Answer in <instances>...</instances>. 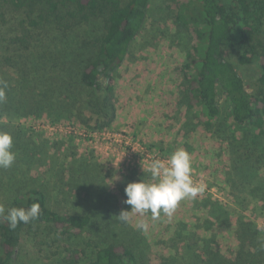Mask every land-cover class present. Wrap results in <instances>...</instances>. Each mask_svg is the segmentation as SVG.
<instances>
[{"label":"trees","instance_id":"obj_1","mask_svg":"<svg viewBox=\"0 0 264 264\" xmlns=\"http://www.w3.org/2000/svg\"><path fill=\"white\" fill-rule=\"evenodd\" d=\"M150 1L0 0V80L7 82L1 117L44 118L52 124L77 118L90 130L110 128L115 114L110 98L113 83L145 26ZM177 5L176 21L194 41L180 70L185 105L205 130L218 125L216 138L226 142L229 156V187L232 191L242 188V193L255 200H243L245 207L252 203L255 212L264 215V181L255 183L264 165V0H180ZM12 15L20 20L8 37L5 29ZM93 20L101 22V35L92 42H77L76 36L69 35L75 51L59 46L60 40L55 42L48 35L54 30L59 32L56 36L66 38ZM43 29L50 39L38 50L35 41ZM226 50L238 52L236 59L229 60ZM241 68L257 71L251 93ZM221 100L226 105L224 122H220ZM86 110L97 118L92 126L83 116ZM21 130L18 124L8 133L15 138ZM233 174L248 182L235 184ZM93 175L97 179L96 170ZM101 188L97 184L92 191L98 194ZM101 194L100 209L110 206V212L117 211L116 198ZM121 196L126 200L125 189ZM33 203L40 205V217L15 230L0 218V264H15L24 233L34 228L49 226L68 234L92 226L89 215L53 210L38 188L10 194L4 208H28ZM199 208L204 216L194 226L181 222L174 230L173 245L182 244L177 259H164L161 264H264V238L254 222L242 215L232 221L222 201L204 199ZM117 222L101 221L108 229L103 241H90L68 264H142L140 251L123 240ZM231 225L233 242L223 251L215 230H231Z\"/></svg>","mask_w":264,"mask_h":264},{"label":"rangeland","instance_id":"obj_2","mask_svg":"<svg viewBox=\"0 0 264 264\" xmlns=\"http://www.w3.org/2000/svg\"><path fill=\"white\" fill-rule=\"evenodd\" d=\"M179 1H150L145 26L113 83L110 98L115 114L112 125L98 131L128 134L150 149L151 153H159L164 160L176 149H185L192 157V176L199 182L198 185L205 186V190L195 199L181 201L171 217L161 213L160 218L154 220L151 213L140 216L132 212L129 222L123 223L117 216L122 210L131 211L121 196L125 185L140 180L154 182L151 174L136 164L134 155L129 165L125 166L123 158L128 156H122L120 150L118 154L105 152L100 144L96 147L93 138L99 137L94 136L93 130L85 127L77 118L52 124L44 118L0 115V131L9 132L18 124L22 128L21 133H16L13 138L15 163L11 168L0 169V206L6 205L10 194L14 196V193L38 188L45 193L53 210L86 214L93 220L92 226L83 232L63 234L49 226L25 232L15 264H68L69 258L79 251H85L90 241H103L108 234V229L100 225L103 220L119 222L121 226L117 227L118 231L121 229L123 240L140 251L142 264H161L162 260L171 257L177 259L182 244L177 247L173 245L172 235L176 226L181 222L194 226L197 219L204 216L199 208L200 203L211 197L219 198L226 204L232 221L242 215L254 222L264 238V215L257 214L252 203L245 207L242 201L249 197L242 193V188L232 191L229 187V156L226 142L216 138L218 125L210 131L205 130L197 120L196 113L185 105V85L180 70L186 61V52L194 41L176 21L177 14H180ZM196 14L197 11H194L193 15ZM18 20L20 17L12 15L5 29L8 37L12 35L10 32ZM43 30L39 31V41H35L38 50L44 49L42 46L55 37V42L60 40L59 46L75 51L77 47L70 36H76L77 42H92L101 35L102 24L99 20L90 21L72 30L71 34L65 31L68 36L62 39L56 36L59 32L54 30L48 32L50 38L47 39ZM237 55L236 51H225V56L231 61ZM241 72L247 91L251 93L255 88L257 71L255 68H241ZM220 105L223 110L220 122H224L226 105L222 100ZM83 116L91 120L90 126L97 120L87 110ZM46 125L54 128L42 127ZM94 170L98 174L97 179L93 175ZM258 171L259 177L255 183L264 181V165ZM231 177L238 185L240 181L248 182L240 174ZM97 184L102 186L99 195L102 193L101 196L106 197L108 193L116 198L117 211L110 212V206H105L106 210L100 209L97 201L99 195L92 191ZM250 200L255 203L252 197ZM141 220L149 225L147 232L137 229L136 225ZM233 226L231 230L223 227L215 230L223 251L233 242Z\"/></svg>","mask_w":264,"mask_h":264},{"label":"clouds","instance_id":"obj_3","mask_svg":"<svg viewBox=\"0 0 264 264\" xmlns=\"http://www.w3.org/2000/svg\"><path fill=\"white\" fill-rule=\"evenodd\" d=\"M7 82L0 80V103L7 97L5 89ZM13 149V137L8 132L0 131V169H8L16 160ZM144 171V169L142 168ZM147 171L153 178L152 183L143 180L127 183L125 187V204L131 206V211L122 210L117 216L118 220L128 223L130 213L140 216L151 213L152 219H158L161 213L171 217L185 199H195L205 190V186L194 183L192 178V157L183 148H178L167 160L153 159ZM41 215L38 203L30 207H12L5 210L0 206V218L8 222L10 229L15 230L19 224H27L36 220ZM137 229L147 232L149 225L141 220L136 225Z\"/></svg>","mask_w":264,"mask_h":264},{"label":"built area","instance_id":"obj_4","mask_svg":"<svg viewBox=\"0 0 264 264\" xmlns=\"http://www.w3.org/2000/svg\"><path fill=\"white\" fill-rule=\"evenodd\" d=\"M42 127H49L53 129V126H42ZM92 134H95L94 136H97L99 138H93L94 139V145L100 144V147H102L105 152L108 151H114L116 154H118V150H120V153L122 156L127 155L128 158H123L124 165L128 166L129 163L132 161V155L136 157V164L140 165L141 170L142 168L144 170L148 169L149 164L153 159H162V156L159 153H151L150 149L143 146L138 142V140H134L132 136L124 133L119 134H113L110 132H103L98 130H93ZM101 138V139H100ZM153 154V155H151ZM193 181L195 184L198 185V181L195 180V178L192 176ZM217 199V200H216ZM212 201H219V198L211 197ZM222 201V200H220Z\"/></svg>","mask_w":264,"mask_h":264}]
</instances>
